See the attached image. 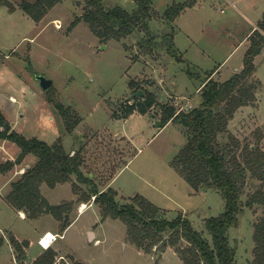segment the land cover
<instances>
[{
  "label": "rangeland",
  "instance_id": "obj_1",
  "mask_svg": "<svg viewBox=\"0 0 264 264\" xmlns=\"http://www.w3.org/2000/svg\"><path fill=\"white\" fill-rule=\"evenodd\" d=\"M8 1L14 9L0 3V52L6 56L0 58V109L13 128L27 138L35 137L48 144L61 138L71 154L72 148L82 150L87 161L85 174L101 190L111 187L117 191L119 204L143 195L161 207L170 220L180 214L187 216L194 228L212 242L206 220L225 211L226 199L214 187L193 188L172 166L171 161L187 142L181 126L172 123L162 127L150 115L139 112L128 118L119 116L124 115L122 106L133 93L132 80L158 97L166 96L177 108L187 102L200 106L201 88L210 72L215 71L213 79L224 82L243 68L250 45L247 35L264 17V0H197L173 21L167 20L164 12L186 0H153L148 33L140 29L122 40L107 41L98 37L86 21L77 22L86 10L84 0H62L42 21L25 13L19 5L23 0ZM104 5L107 9L120 6L130 12L137 8L136 0H104ZM172 42L177 57L183 61H177L169 52ZM255 62V77L263 88L257 100L241 107L229 125L232 134L239 132L240 139L247 138L249 142L257 135L264 137V54L258 55ZM188 68L194 76L188 74ZM36 73L53 80L57 99L71 106L75 116L81 118L76 128L83 131L82 138L78 131L70 133L72 136L66 131L58 109L47 100L49 90L42 88ZM153 113L160 117L158 107ZM220 140L227 141L228 135ZM8 144L12 152L16 148L21 151L17 143ZM261 147L264 149V138ZM15 171L20 172L14 178L17 181L22 176L20 166L0 173L9 175ZM73 179L76 181V176ZM2 182L0 178V187ZM261 184L263 180L249 173L239 223L229 231L238 264L253 263L254 227L264 215V206L248 207L245 202ZM81 186L83 193L90 192L91 185ZM11 190L12 184L0 193V239H4L0 264H20L11 241L14 233L35 239V225L62 232L56 225L59 215L61 224L67 215L70 221L76 219L54 245L66 256L59 264H73V260L83 264H185L172 246L161 249L160 243L151 252L141 249L131 240L123 220L103 215L95 196L86 204L94 202L82 210L73 181L55 187L41 184L48 203L59 206L58 216L44 212L37 219L24 220L6 201ZM89 229L96 232L94 240ZM34 242L26 249L32 258L26 260L27 264L40 250L38 240Z\"/></svg>",
  "mask_w": 264,
  "mask_h": 264
},
{
  "label": "trees",
  "instance_id": "obj_2",
  "mask_svg": "<svg viewBox=\"0 0 264 264\" xmlns=\"http://www.w3.org/2000/svg\"><path fill=\"white\" fill-rule=\"evenodd\" d=\"M61 1L23 0L19 5L29 17L35 21H42ZM84 1L86 10L77 22L86 21L91 30L103 41L111 38L122 40L140 29L149 32L148 20L153 0H136L137 8L132 12L120 6L107 9L104 0ZM196 1L174 3L164 15L167 20H176ZM0 3L9 5L11 9L15 8L8 0H0ZM249 40L244 66L240 71L224 82L212 78L215 71L209 73L201 88L200 106L178 112L174 104L167 100L163 102L156 92L146 90L139 81L132 80L130 87L133 93L142 90L144 94H138L132 102L128 99L122 106L124 115L119 116L127 118L139 112L155 118L156 114L153 112L158 107L163 125L172 121L181 126L187 142L171 161L172 166L193 188L214 187L221 191L226 199L225 211L206 220V229L211 234L212 242L194 228L187 216L180 214L170 220L164 216L161 207L143 195L137 194L132 197L131 202L119 204L116 199L117 191L111 187L101 190L91 176L85 174L82 150L75 151L74 154L67 152L61 138L54 144H48L35 137L27 138L13 128L0 109V126L3 128L0 130V140L13 141L21 148L15 160L0 165V172L13 169L29 154L38 157L37 163L26 169L21 178L12 183V190L6 197L7 201L15 209L24 210L32 219H37L44 212H53L58 216L59 206L48 203L41 193V184L46 182L49 186L55 187L59 183L73 181L74 192L80 194L78 201L88 202L95 196V202L102 206L103 215L123 220L131 240L141 249L151 252L154 246L162 243L161 249L167 246L176 248L185 264H238L236 249L231 245L229 231L239 223V216L244 208L242 195L249 173L252 178L264 181V149L261 147L264 137L257 135L253 142H249L247 138L242 140L231 133L229 125L241 107L251 105L257 100L258 93L263 88L262 82L255 77L257 71L255 61L264 49V17L249 36ZM173 42L169 52L177 61H183L177 57ZM2 57L6 58L0 52V58ZM187 72L194 76L190 68ZM48 90L47 100L58 109L66 131L69 134L73 133L81 118L75 116L71 106H66L57 99L53 87ZM225 134L228 135V140L221 141L220 137ZM73 176H76V181ZM81 184L91 185L90 192L83 193ZM256 204L264 206V184H261L245 202L248 207ZM58 217L61 220L62 217L60 215ZM70 224L68 215L67 219L62 221V232ZM166 235L169 237L166 238ZM3 241L1 238L0 245ZM11 241L18 251L20 264H27L26 248L29 242H20L16 237H12ZM184 241L187 242L185 247L182 246ZM254 242L252 264H264V215L255 224ZM31 264H58L57 252L49 247ZM73 264L83 263L73 260Z\"/></svg>",
  "mask_w": 264,
  "mask_h": 264
},
{
  "label": "crops",
  "instance_id": "obj_3",
  "mask_svg": "<svg viewBox=\"0 0 264 264\" xmlns=\"http://www.w3.org/2000/svg\"><path fill=\"white\" fill-rule=\"evenodd\" d=\"M256 28V26H254L252 29H251V31L248 33V37L252 34V32L254 31V29ZM262 54H264V49H263V51H262V53H261V55ZM14 100L16 99L15 97H12ZM146 115H148V114H146ZM131 116V115H130ZM129 116V117H130ZM235 116H236V114H235ZM128 118V117H127ZM154 119V121H156V120H160V117H155V118H153ZM173 122L172 121H170V122H168L167 124H165V125H163V123H162V127H164V126H166V125H169V124H172ZM80 128H76L75 129V132L76 131H78L77 133H79V135L81 136V138H82V135H83V131H80L79 130ZM0 130H2V127H0ZM232 132V131H231ZM234 133V132H233ZM236 136H238L239 138L241 137L240 136V133L238 132V133H234ZM71 136H72V134H70ZM116 136H119V137H121L120 135H117L116 134ZM122 137H124L125 139H127V136H122ZM11 143V142H13V141H10V140H0V154H3V155H1V160H2V162L5 160H11V161H13V160H15V157H17L18 156V154H20V152L17 150V148L15 149V151H11V149H12V145L11 144H8V143ZM131 142V141H130ZM15 143V142H14ZM73 153H75V151H76V149L75 148H72V149H70ZM8 152V153H7ZM84 159H86L85 158V156H84ZM37 161H38V157L37 156H35V155H32V154H29V155H27L26 157H25V159L23 160V162L22 163H20V164H17V165H15V167L16 166H20V169H21V173L23 174L25 171H26V169H28V168H30V167H32L33 165H35L36 163H37ZM86 161V160H85ZM1 162V163H2ZM87 162V161H86ZM0 163V164H1ZM85 164V163H84ZM86 165V164H85ZM85 165H83V168H85ZM18 170V169H17ZM18 173H20V172H18V171H15V173L14 174H4V173H0V178L3 180V182H2V186L0 187V193H1V191H4L6 188H8V187H10L11 186V184H12V182L13 181H15L14 180V178L15 177H17V174ZM21 177V176H20ZM111 183H112V181H111ZM110 183V184H111ZM3 193V192H2ZM76 200H77V195H76V197L74 198V203H77L76 202ZM7 201V200H6ZM92 202H94V201H92ZM92 202H90L88 205L86 204V202L85 201H81V203H83V207H81V209L82 210H84L86 207H89L91 204H92ZM80 203V204H81ZM19 214H20V216L24 219V220H28L29 219V217L27 216V213L24 211V210H18L17 211ZM75 220L76 219H74L73 221H71V224L67 227V229H65V231L62 233V232H59V231H56V230H53V229H50V228H39V226H37V225H35V226H32L33 227V236L35 237V239H27V238H22L19 234L17 235V233H14V235H15V237H16V239H18L20 242H24V241H28L29 242V246L26 248L27 250H28V248L32 245V244H34L35 242H34V240H38V243H39V245H40V250L38 251V252H36V254L35 255H31L32 257H33V259L34 260H36L41 254H43L44 252H45V250L47 249L46 247H44L42 244H40V242H39V240L46 234V233H52V234H62L63 236H64V234L67 232V230L68 229H70V228H72L73 227V225L75 224ZM56 225H58V227H61L62 226V224L60 223V221L58 220V222H57V224ZM89 232H90V234H91V236H92V234H93V237H92V239L91 240H94L95 238H96V232L94 231V230H92V229H89ZM62 238V237H61ZM59 239V238H58ZM58 239H56L55 241H53V243H51L50 244V247H52L56 252H57V263L59 264L60 262H61V260L62 259H65V254L63 253V252H61V251H59L57 248H55L54 247V245L56 244V242L58 241ZM9 241V240H8ZM97 242V241H96ZM11 244V243H10ZM42 248H44V250L42 249ZM49 248V247H48ZM31 258V257H30ZM31 260H32V258H31ZM33 260V261H34Z\"/></svg>",
  "mask_w": 264,
  "mask_h": 264
},
{
  "label": "water",
  "instance_id": "obj_4",
  "mask_svg": "<svg viewBox=\"0 0 264 264\" xmlns=\"http://www.w3.org/2000/svg\"><path fill=\"white\" fill-rule=\"evenodd\" d=\"M35 77H36L37 80L40 81L41 86H42V88H43L44 90H48V89H50V88L53 86V80L48 79L46 76H44V75H40L39 73H36V74H35ZM138 94L143 95L144 92H143L142 90H140L139 93H132V94L129 96V100H133ZM161 98H162V101H163V102L166 101V96L162 95ZM157 124H158L159 126H161V125H162V121H161V120H157ZM66 217H68V215H67ZM27 259H28L29 261H31V258H30L29 256H27Z\"/></svg>",
  "mask_w": 264,
  "mask_h": 264
},
{
  "label": "built area",
  "instance_id": "obj_5",
  "mask_svg": "<svg viewBox=\"0 0 264 264\" xmlns=\"http://www.w3.org/2000/svg\"><path fill=\"white\" fill-rule=\"evenodd\" d=\"M133 100H130V102H132ZM194 108V106L190 103V104H188V102L187 103H185L184 105H180L179 107H178V112H180V111H183V110H185V111H188V110H191V109H193ZM74 154V153H73ZM81 207H83V205L81 206ZM48 235H49V233H46L40 240H39V242H40V244H42L43 245V240H44V238H46V237H48ZM52 237L53 238H50L51 239V241L53 242V241H55L56 239H58L59 237L61 238V237H63V235L62 234H53L52 235ZM99 240H97V242H98ZM51 242V243H52ZM47 248V247H46Z\"/></svg>",
  "mask_w": 264,
  "mask_h": 264
},
{
  "label": "bare ground",
  "instance_id": "obj_6",
  "mask_svg": "<svg viewBox=\"0 0 264 264\" xmlns=\"http://www.w3.org/2000/svg\"><path fill=\"white\" fill-rule=\"evenodd\" d=\"M52 235L53 234L50 232L49 235H48V237L44 238V240H43V246L44 247H47V248L50 247V244L52 242L50 238H53Z\"/></svg>",
  "mask_w": 264,
  "mask_h": 264
}]
</instances>
